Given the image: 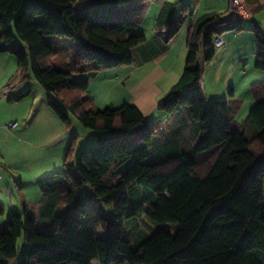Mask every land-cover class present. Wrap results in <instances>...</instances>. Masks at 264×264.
I'll return each mask as SVG.
<instances>
[{"label": "trees", "instance_id": "trees-1", "mask_svg": "<svg viewBox=\"0 0 264 264\" xmlns=\"http://www.w3.org/2000/svg\"><path fill=\"white\" fill-rule=\"evenodd\" d=\"M252 1L245 0L248 8ZM155 2L0 0V54L16 58L20 84L34 78L84 127L100 133L78 158L71 146L63 170L39 182L43 198L35 207L43 219L54 221L52 234L37 231L27 206L23 213L8 212L0 224V264L19 255L23 235L30 248L22 250L20 264H264V100L236 129L227 102L208 106L200 96L202 64L215 59L216 38L241 32L243 19L215 28L227 13L215 14L192 24L183 75L160 102V111L168 115L188 108L190 120L200 128L194 148L174 142L158 149L163 130L137 107L95 108L88 83L72 80L130 66L133 49L148 41L144 25ZM187 8L180 16L173 2L161 8L155 29L161 34L167 30V42L185 26ZM254 35L255 67L264 72V33L256 25ZM65 38H73L79 50L71 54ZM50 106L69 122L66 111L53 102ZM145 202L151 203L148 220L160 230L151 225L148 235L136 222L133 249L124 220L136 216ZM96 203L113 207L100 219L106 240L82 230L86 209ZM130 203L134 210L127 215ZM59 211L68 213L59 216ZM5 215L0 203V220Z\"/></svg>", "mask_w": 264, "mask_h": 264}, {"label": "rangeland", "instance_id": "rangeland-1", "mask_svg": "<svg viewBox=\"0 0 264 264\" xmlns=\"http://www.w3.org/2000/svg\"><path fill=\"white\" fill-rule=\"evenodd\" d=\"M244 6L245 0H243L242 11ZM80 7L87 9L85 5H79L77 8ZM104 18L106 16H102L101 21ZM254 19L257 21L256 16ZM241 28L240 34L254 35V26L251 21L243 24ZM177 39H181V35ZM244 40L247 41V38L244 37ZM63 41L69 47L71 54L79 50L73 38H65ZM224 44L223 41L222 45L224 46ZM222 45L216 47L217 55ZM178 49H180V43ZM227 51V53L233 55L230 48ZM243 51L249 55L251 48L245 47L237 52L243 54ZM178 55H181V53H178ZM184 58H182L183 70L186 64V58ZM202 61L203 56L200 54L199 64H202ZM252 64L253 59L251 56L246 59L237 58L234 60L233 56L227 55L220 56L219 59L216 57L208 64H202V83L205 86L204 92L200 93L201 98L206 101L208 106H211L215 103L211 102L215 100L216 102L232 100L233 97L230 95V91H236L238 98L235 106L242 107V117L246 116L251 110L252 100L255 96H264V72L254 70ZM17 70V60L14 56L10 54L0 55L1 83L12 80L11 85L13 84L15 87L18 82ZM246 70H248V73L243 74V71ZM77 77L75 75L72 78L73 82H80ZM254 84L257 91L254 92L255 96H252L249 91ZM20 93H26L27 95L19 100L17 96ZM50 102L57 104L68 113L70 118L68 123H64L58 118L52 110ZM0 107H2V112L16 118V121H11L8 124L17 123L13 129L5 128L0 132V200L6 210V215L0 220V224L6 221L10 210L23 213L25 210L24 204H28L30 206L26 209L37 221V231L41 234L50 235L55 229L54 221L43 219L39 208L35 207L43 198L39 182L42 179L51 178L63 170L71 146L76 149V158H78L81 152L90 149L97 143L98 137L94 136H98L100 133L84 127L78 117L68 110L56 94L47 92L34 78H30L17 88L15 87L7 99L0 101ZM242 117H239L237 122L241 123ZM186 154L189 157L194 155L192 152ZM150 207L151 203L145 202L143 207L137 210L136 216L124 220L126 224L125 238L129 241H134L133 230L136 222L141 224V230L145 234L149 235L153 227L156 231L160 230V227L152 224L146 216ZM133 210V204L130 203L127 215H130ZM86 211V215L81 219L83 232L94 239L106 240L107 231L102 228L100 219L108 217L113 212V207L96 203L94 208H87ZM67 213V211H59L58 214L59 216H66ZM29 248L30 245L23 235L19 240V255L12 260H2V263L20 264L22 250H28ZM133 249H136L134 242Z\"/></svg>", "mask_w": 264, "mask_h": 264}, {"label": "crops", "instance_id": "crops-1", "mask_svg": "<svg viewBox=\"0 0 264 264\" xmlns=\"http://www.w3.org/2000/svg\"><path fill=\"white\" fill-rule=\"evenodd\" d=\"M167 2L177 4L179 16L183 7L188 6L185 11L186 13L188 12L185 26L169 42L165 40L167 30L161 34L155 29V22L159 12ZM229 5L230 0H156L155 6L144 25L148 41L146 44L133 49L132 64L130 66L94 75H78L77 78L80 81L88 83L89 89L87 94L93 99L94 107L104 110L107 108L119 109L124 105L135 106L149 123L155 124L163 130L159 137L158 149L174 142L180 143L182 149L186 146L194 148L200 141V128L190 120L188 108L181 107L178 112L168 115L160 111L159 105L161 100L171 91L183 75L182 58L185 57L187 60L186 42L190 26L205 15H225L229 9ZM247 6L245 4L244 10L240 11L243 24L251 21L253 26L256 25L264 33V0H253L252 5L249 7L250 9ZM255 16L257 21L254 19ZM151 20L152 25H150ZM240 33L229 32L224 34L223 40L225 44L219 49V54L216 57L219 59L220 56L227 55L233 56L235 60L237 58L246 59L251 56L254 70L259 71L255 67L258 51L255 35L251 36L246 35L248 33ZM179 35H181V39H177ZM244 37L247 38V41L244 40ZM179 43L180 49H178ZM245 47L251 48L249 55L244 51L243 54L237 52ZM229 48L233 52V55L227 53ZM177 52L181 53V55H178ZM17 69L18 82L15 84L16 88L21 85L18 65ZM243 72V74H247L248 70ZM11 81L7 83H1L0 81V101L5 100L2 97L3 93H7L9 97V94L14 91L15 87L13 84L11 85ZM255 91H257V88L254 84L250 87L249 92L253 96ZM26 93L18 94V99L21 100L27 95ZM232 97V100H229L227 103L230 105V115L233 124L236 129H240L247 120L249 112L246 116L242 117V107H239V105L235 106L238 98L236 91H234ZM260 100H264V96H255L252 100L251 109ZM213 102H216V100L211 103ZM239 117L243 118L241 123L237 122ZM11 121H16L15 116L5 114L2 112V107H0V132L1 130H5V128L7 129L8 123ZM202 156L204 155L196 157L201 159ZM0 203H2L1 200ZM24 206L28 207L30 205L24 204Z\"/></svg>", "mask_w": 264, "mask_h": 264}, {"label": "built area", "instance_id": "built-area-1", "mask_svg": "<svg viewBox=\"0 0 264 264\" xmlns=\"http://www.w3.org/2000/svg\"><path fill=\"white\" fill-rule=\"evenodd\" d=\"M243 8V0H230V5H229V10L227 12L226 17L219 23L215 25V28H221L223 26H229L231 24H236L238 19H240L241 15L240 12ZM239 30V29H238ZM223 37L219 36L216 38L215 41V46L218 48L223 44ZM201 88L204 89L203 84L201 85ZM3 98H7L8 94L3 93L2 94ZM9 128H14L16 127V123H10Z\"/></svg>", "mask_w": 264, "mask_h": 264}]
</instances>
